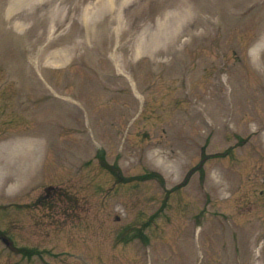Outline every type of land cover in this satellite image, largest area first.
Here are the masks:
<instances>
[{"label":"rangeland","instance_id":"rangeland-1","mask_svg":"<svg viewBox=\"0 0 264 264\" xmlns=\"http://www.w3.org/2000/svg\"><path fill=\"white\" fill-rule=\"evenodd\" d=\"M7 142L0 264H264V0H0Z\"/></svg>","mask_w":264,"mask_h":264},{"label":"bare ground","instance_id":"bare-ground-1","mask_svg":"<svg viewBox=\"0 0 264 264\" xmlns=\"http://www.w3.org/2000/svg\"><path fill=\"white\" fill-rule=\"evenodd\" d=\"M23 143L25 142H22L21 144H19L20 145L19 148L13 145L12 142H7L4 145L0 146V166L3 169L10 171L11 170L10 161H11L13 154L16 151L22 150V152L19 154L20 156L19 161L21 164L26 165L29 168H31L30 170L28 169L29 171H32V164L34 163L32 155L34 157V154H33V151L31 150L27 151V144H30V142H27L26 144H23Z\"/></svg>","mask_w":264,"mask_h":264}]
</instances>
